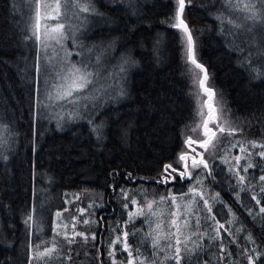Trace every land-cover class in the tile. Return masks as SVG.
Returning a JSON list of instances; mask_svg holds the SVG:
<instances>
[{
	"label": "trees",
	"instance_id": "obj_1",
	"mask_svg": "<svg viewBox=\"0 0 264 264\" xmlns=\"http://www.w3.org/2000/svg\"><path fill=\"white\" fill-rule=\"evenodd\" d=\"M77 1L94 9L91 27L78 25L87 20L79 14L72 29L84 30L83 56L109 48L115 67L104 89L96 77L80 98L41 106L55 80L33 30L35 2L0 0V264H39L42 256L58 264H147L163 246L146 236L141 218L128 219V201L161 200L170 210L189 188L194 224L178 264H264V23H254L258 36L244 16L236 27L237 0H185L181 15L198 65L179 21L181 0ZM249 51L262 58L251 60ZM205 69L204 84L236 128L217 115L206 124ZM141 189L146 197H138ZM73 192L82 197L72 208L84 197L102 205L88 235L76 236L72 254L63 235L37 255L51 229L44 223L38 231L35 201Z\"/></svg>",
	"mask_w": 264,
	"mask_h": 264
},
{
	"label": "rangeland",
	"instance_id": "obj_2",
	"mask_svg": "<svg viewBox=\"0 0 264 264\" xmlns=\"http://www.w3.org/2000/svg\"><path fill=\"white\" fill-rule=\"evenodd\" d=\"M35 2L34 8V21L33 30L35 31L39 41H42V55L46 60V64L51 65V72L49 75L55 80V83L51 81L50 84L45 85V88L40 96L41 106H53L55 103H60L65 99H77L82 91L88 88V82L91 84L95 81L96 77L102 80L103 83L100 89H104L109 81L107 73L111 72L115 67L114 61L115 53L113 50L107 48L101 50H93L88 54H82L79 43H84V30L79 29L77 34L72 29L77 27V16L79 14L87 17L80 24H85L87 28L93 24L92 16L94 14L93 8L88 3L83 1L78 2L76 0H33ZM256 1L255 3H253ZM260 1V0H259ZM258 0H237L236 7L239 8L238 13L233 16V23L236 27L241 25L239 17L244 16L248 22H253L249 31L253 30L255 33L254 23H264V0L261 3ZM19 11H26L31 7H17ZM240 12V14H239ZM258 36V34H256ZM264 38L263 35H260ZM77 54L74 53V49ZM99 47H101L99 45ZM78 55L79 58H75ZM264 66V63L262 64ZM123 68V66H121ZM64 70V71H62ZM48 81V78H46ZM114 88H117L116 82ZM118 89V88H117ZM80 98V97H79ZM91 99H89V102ZM104 99L97 102H103ZM78 102V101H76ZM75 102V103H76ZM216 104L217 119L226 126L235 124L237 119H226L224 112V104L222 99L217 101L212 100ZM77 105H75L74 113L77 112ZM208 128V127H207ZM209 129V128H208ZM195 159V158H194ZM195 186V185H193ZM195 191L193 188H189V191L184 197H179L177 205H174L172 209H168L161 200L147 199L145 203H140L137 198H134L130 204L131 198L127 205L134 206L133 213L129 215L128 219L134 221L136 219H142L141 228L145 229V234L152 239L153 244L163 246L159 255L151 258L147 264H178L182 259L183 244L187 242V239L192 236L191 231L193 229L194 222L192 219H188L189 214L192 215V209L195 205ZM142 194H148L141 189ZM69 198L65 200L57 199L55 197L41 196L34 204V214L37 222L35 225L39 232H43L44 223L47 225V230L51 229V234L43 235L40 238L41 247H44L43 252L36 253L37 255L45 254V246L49 242H57L60 237L64 238L62 241L68 239L67 248L69 253L72 251L69 249L80 248V242L76 241V236L81 235L86 237L88 231L86 227L94 222L93 212L98 211L101 208L97 198L81 199L76 203V207L72 208V204L75 200H78L80 196L79 192H73ZM80 196V197H79ZM157 207L154 208V206ZM96 208V209H95ZM147 209V213L143 209ZM78 214H81L79 216ZM73 218L69 220V217ZM180 216V217H179ZM96 218V217H95ZM182 222L180 223V220ZM70 222V223H68ZM176 225L175 233L171 228L172 223ZM124 231L126 224H122ZM69 226V227H68ZM68 230L66 232V228ZM134 232H136L134 230ZM173 235L176 237V241L173 242ZM171 239L172 247H167ZM52 252V250H49ZM52 255V253H51ZM50 255V257H51ZM65 259L67 261L68 255L64 252ZM39 264H58L55 261H51L46 257ZM57 257V256H56ZM158 261V262H157ZM138 263V260L137 262ZM68 264H72L69 263ZM83 264V263H82ZM131 264V263H130ZM132 264H134L132 262Z\"/></svg>",
	"mask_w": 264,
	"mask_h": 264
},
{
	"label": "water",
	"instance_id": "obj_3",
	"mask_svg": "<svg viewBox=\"0 0 264 264\" xmlns=\"http://www.w3.org/2000/svg\"><path fill=\"white\" fill-rule=\"evenodd\" d=\"M184 2H185V0H181V5H180V9H179V21L184 26L185 30L188 33L189 39H190V44H191L190 45V55H191L192 59L195 61V63H198V62H196V60L193 57V39H192L191 32L189 30V26H188L187 22L185 20H183L182 15H181L182 9L184 7ZM198 65H201V64L198 63ZM207 77H208V73H207V70L205 69V73L201 79V86H202V89L204 92H210V95H209L208 99L206 100V107H207V110L209 111V114H208L207 120H206V124H208V121L210 118L215 119L216 115H217L216 107L212 103V100L215 97V91L212 88H209L204 84ZM210 131H213V128H210ZM212 135L214 136L215 133L213 132ZM208 141L209 140L207 139V142ZM194 161H196V159H194Z\"/></svg>",
	"mask_w": 264,
	"mask_h": 264
},
{
	"label": "bare ground",
	"instance_id": "obj_4",
	"mask_svg": "<svg viewBox=\"0 0 264 264\" xmlns=\"http://www.w3.org/2000/svg\"><path fill=\"white\" fill-rule=\"evenodd\" d=\"M249 57L251 60H254V59H256V57H259V56L255 55L249 51ZM259 58H262V57H259ZM258 60H260V59H258ZM250 62L252 63V61H250Z\"/></svg>",
	"mask_w": 264,
	"mask_h": 264
},
{
	"label": "flooded vegetation",
	"instance_id": "obj_5",
	"mask_svg": "<svg viewBox=\"0 0 264 264\" xmlns=\"http://www.w3.org/2000/svg\"><path fill=\"white\" fill-rule=\"evenodd\" d=\"M209 128H211V127H209ZM209 135H211V134H209ZM202 145H204V144H202ZM198 152H199V150L197 149V155L199 154Z\"/></svg>",
	"mask_w": 264,
	"mask_h": 264
}]
</instances>
